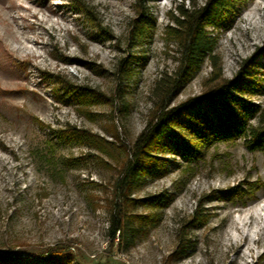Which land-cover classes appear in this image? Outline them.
Wrapping results in <instances>:
<instances>
[{
  "label": "rangeland",
  "instance_id": "obj_1",
  "mask_svg": "<svg viewBox=\"0 0 264 264\" xmlns=\"http://www.w3.org/2000/svg\"><path fill=\"white\" fill-rule=\"evenodd\" d=\"M80 1L91 13L77 0H0V256L54 247L61 264H264V151L243 139L175 125L196 159L153 151L157 172L123 203L116 193L158 112V85L180 67L176 18L206 0ZM144 12L150 21L132 43ZM207 31L218 37L216 60L183 79L167 109L244 66L255 83L245 98L264 109V0H236L231 17ZM127 60L133 76L124 80L117 73ZM62 80L93 95L74 96ZM70 127L86 136L61 138ZM119 204L133 229L114 242Z\"/></svg>",
  "mask_w": 264,
  "mask_h": 264
},
{
  "label": "trees",
  "instance_id": "obj_2",
  "mask_svg": "<svg viewBox=\"0 0 264 264\" xmlns=\"http://www.w3.org/2000/svg\"><path fill=\"white\" fill-rule=\"evenodd\" d=\"M77 1L83 7V11L91 13L82 1ZM235 5L236 0H206L204 5L198 6L194 3L192 9H181V18H176L182 29L180 67L174 79L167 78L157 87L158 91H162L161 104L154 119L138 137L132 157L124 168V176L118 181L116 193L120 198V203L128 199V195L144 179L145 175H153L157 172L161 159L156 161L150 158L151 152L165 151L169 148L184 159H196L197 152L176 131L175 125L193 127L200 137L205 139L209 138L210 132L221 134L231 140L243 139L250 149L264 151V109L245 98V95H249L255 90V83L250 78V67L244 66L233 79H223L217 87L204 95L188 99L170 109L166 107V101L175 93L183 79L199 69L206 59L216 60L215 49L218 37L210 34L207 27L214 26L216 28L224 24L226 19L231 17ZM149 21V17L144 12L137 25L133 26L131 34L133 35L134 31L136 34L133 35L134 38L131 37L132 43H136L144 36L145 23ZM97 28L106 33L102 27ZM129 66L130 60L122 61L117 73L119 78L129 80L133 76ZM214 66H218L216 61ZM61 83L74 96L93 95L90 94L91 89L89 88L63 80ZM208 110L216 113L218 128L215 126L213 118L208 115ZM256 118L257 123L252 122ZM200 122L207 128L203 129ZM85 133L70 127L63 134L61 133L60 137L86 136ZM230 192L236 196L244 194L242 188H232ZM119 205L111 214L108 230L109 236L114 242L117 238L121 239L127 236L133 229L125 221L124 210ZM201 217L202 215L199 219ZM63 257L62 250L50 247L32 258L0 256V264H24V261H28L29 264H61L60 261Z\"/></svg>",
  "mask_w": 264,
  "mask_h": 264
},
{
  "label": "bare ground",
  "instance_id": "obj_3",
  "mask_svg": "<svg viewBox=\"0 0 264 264\" xmlns=\"http://www.w3.org/2000/svg\"><path fill=\"white\" fill-rule=\"evenodd\" d=\"M249 215H252V213L251 212H249L248 214H247V216H249ZM258 228H260V227H258ZM241 245V244H240Z\"/></svg>",
  "mask_w": 264,
  "mask_h": 264
}]
</instances>
